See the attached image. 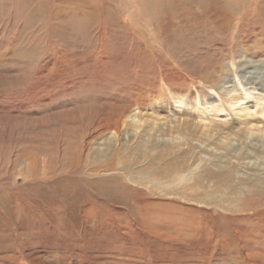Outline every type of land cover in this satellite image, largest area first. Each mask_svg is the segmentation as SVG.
Wrapping results in <instances>:
<instances>
[{
	"label": "rangeland",
	"instance_id": "1",
	"mask_svg": "<svg viewBox=\"0 0 264 264\" xmlns=\"http://www.w3.org/2000/svg\"><path fill=\"white\" fill-rule=\"evenodd\" d=\"M81 1L0 0V264H264V0L225 32L200 0Z\"/></svg>",
	"mask_w": 264,
	"mask_h": 264
},
{
	"label": "bare ground",
	"instance_id": "2",
	"mask_svg": "<svg viewBox=\"0 0 264 264\" xmlns=\"http://www.w3.org/2000/svg\"><path fill=\"white\" fill-rule=\"evenodd\" d=\"M64 1V0H63ZM140 1H142V0H140ZM149 1V0H148ZM160 1V0H159ZM259 0H200V3H199V7H198V9H195L196 10V12H197V15L199 16V15H203V17L205 16L206 17V19H207V21L208 22H211L212 24H213V26L215 27V29H217L219 32L220 31H223V32H225V31H229L230 30V27H231V24H232V20L234 19V17H235V15H237L238 13L236 12V9H237V7L239 6L240 7V9H242V12H243V14L244 13H248L247 11H248V9L250 8V7H252L255 3H257ZM122 2H123V0H122ZM64 3V2H63ZM140 3V2H139ZM145 3V2H144ZM143 3V1H142V4H144ZM226 3H228V5H231V8H232V10H229V9H227L226 8V6H227V4ZM80 7L82 8V10H84V11H86V12H88V13H90L89 15L90 16H93L94 17V20H97V19H99L100 21L101 20H105V22H107L108 24H110V21H112L111 20V14L113 13L111 10H110V8L108 7V6H104L101 2H98V4H95L94 6H89L87 3H86V0H82L81 2H80ZM158 4V3H157ZM146 5V4H145ZM252 5V6H251ZM67 6V5H66ZM159 6V5H158ZM169 6V5H168ZM255 6V8H258V9H262V8H264V6L263 5H261V4H255L254 5ZM40 7V6H39ZM108 7V8H107ZM38 8V7H37ZM155 8H157L156 6H155ZM196 8V7H195ZM50 9V8H49ZM51 9H52V7H51ZM62 9V8H61ZM158 9H160V8H158ZM54 10V9H53ZM120 10V9H119ZM146 10V9H145ZM153 10V9H152ZM155 10V9H154ZM58 11V10H57ZM139 11V10H138ZM238 11V10H237ZM43 12V11H42ZM158 12V14H159V16L162 18V16L163 15H165V14H169L170 13V11H168V10H165V9H163V10H158L157 11ZM184 12V11H183ZM191 12V11H190ZM193 12V11H192ZM35 13V12H34ZM59 13H61V12H59ZM155 13H156V11H155ZM186 13V12H185ZM184 13V14H185ZM142 14V13H141ZM150 13L148 12V14H146V16L147 15H149ZM153 14V13H152ZM151 14V15H152ZM175 14V13H174ZM242 14V13H241ZM57 15H58V13H57ZM150 15V16H151ZM60 16V15H59ZM73 16V15H72ZM122 16V15H121ZM145 15H143V17H144ZM146 16H145V18H146ZM149 16V17H150ZM154 16V15H153ZM177 16H179L178 15V13H177ZM44 17V16H43ZM114 17V16H113ZM190 17H192V16H190ZM241 17H243V16H241ZM152 19V18H151ZM173 19V18H172ZM67 20V19H66ZM174 20V19H173ZM177 20H178V18H177ZM191 24H193L195 27L196 26H198L199 25V23H197V20H194V21H192L190 18L189 19H187ZM99 21V22H100ZM154 21V20H153ZM204 21V20H203ZM207 21H206V23H207ZM42 22V21H41ZM188 22V23H189ZM53 23V22H52ZM180 24H181V22H179ZM189 23V24H190ZM121 24V23H120ZM120 24H119V26H120ZM113 25H115V24H113ZM102 26L103 25H99V31L97 32V34L99 35V36H101L102 35V31H103V28H102ZM167 26V25H166ZM169 26V25H168ZM190 26V25H189ZM202 26H203V24H202ZM241 26V23L239 24L238 23V25H237V29H239V27ZM163 27V26H162ZM170 27V26H169ZM153 28V27H152ZM166 28V27H165ZM164 28V29H165ZM112 29V28H111ZM163 29V28H162ZM172 29V28H171ZM149 30V29H148ZM159 30V29H158ZM169 30V29H168ZM175 30V29H174ZM205 30V29H204ZM245 30V28L244 27H241L240 29H239V33H237V38L239 37V35L243 32ZM105 32V31H104ZM119 32V31H118ZM162 32H163V30H162ZM165 32H167V31H165ZM46 33V32H45ZM155 33V32H154ZM168 33H169V31H168ZM160 34H161V32H160ZM105 35V34H104ZM152 35V34H151ZM155 35V34H154ZM158 35V34H157ZM48 36H46V38H47ZM108 37V36H107ZM162 37V36H161ZM46 38H44L45 40H46ZM109 38V37H108ZM108 38H106V39H108ZM239 38H241L242 40V45L244 46V49L247 47V44H246V41H245V39H247L246 38V34H243L242 35V37L240 36ZM97 39H98V37H97ZM141 39V38H140ZM161 39V38H160ZM167 39V38H166ZM99 40V39H98ZM111 40H112V38H111ZM111 40H108V41H111ZM143 41V40H142ZM167 41V40H166ZM47 42H49V41H47ZM106 42V41H105ZM169 42V41H168ZM235 42V41H234ZM239 43H240V41H238ZM170 43V42H169ZM3 44V43H2ZM23 44H24V42H23ZM36 44V43H35ZM34 44V45H35ZM43 44V43H42ZM111 44V43H110ZM109 44V45H110ZM27 45V44H26ZM26 45H24V46H26ZM37 45V44H36ZM35 45V46H36ZM98 45V44H97ZM28 46H30V45H28ZM106 46H107V44H106ZM105 46V47H106ZM5 47V46H4ZM21 47V46H20ZM30 47H32V46H30ZM99 47V46H98ZM109 47V46H108ZM107 47V48H108ZM7 48V47H6ZM27 48V47H26ZM39 48V47H38ZM257 48L258 49H262V48H264V46L262 45V44H259V45H257ZM32 49V48H31ZM31 49H29V50H31ZM36 49V48H35ZM50 49H51V47H50ZM56 49V48H55ZM101 50H102V48H100ZM110 49V48H109ZM109 49H108V51H109ZM5 50V49H4ZM17 50V49H16ZM37 50V49H36ZM35 50V51H36ZM153 51V50H152ZM155 51V50H154ZM1 52V51H0ZM26 52V51H25ZM56 52H57V50H56ZM104 53V52H103ZM3 54H4V52H3ZM50 55V54H49ZM42 56V55H41ZM52 57V56H51ZM50 57V58H51ZM37 58V57H36ZM35 58V59H36ZM38 59V58H37ZM52 59V58H51ZM103 59V58H102ZM145 59V58H144ZM39 60V59H38ZM48 60V59H47ZM147 60V59H146ZM145 60V61H146ZM164 60V59H163ZM41 61H43V60H41ZM153 61V60H152ZM155 61V60H154ZM114 62V61H113ZM140 62H141V59H140ZM150 62V61H149ZM167 62V61H166ZM147 63V62H146ZM151 63V62H150ZM153 63V62H152ZM165 63V62H164ZM148 64V63H147ZM140 65H142V64H140ZM145 65V64H144ZM144 65H142V66H144ZM149 65V64H148ZM160 66H161V64H160ZM165 66V65H164ZM145 67H146V65H145ZM162 67H163V65H162ZM171 67V66H170ZM169 67V68H170ZM142 68V67H141ZM140 68V69H141ZM144 69V68H143ZM121 70V69H120ZM168 69H166V71H167ZM163 71H164V69H163ZM172 72V71H171ZM170 72V73H171ZM173 72H175V71H173ZM166 73H168V72H166ZM107 74V73H106ZM174 74V73H173ZM176 74V73H175ZM74 75V74H73ZM99 75V74H98ZM113 75V74H112ZM167 75V74H166ZM172 78H173V76H171ZM37 78V77H36ZM107 78V77H106ZM113 78V77H112ZM111 79V78H110ZM162 79V78H161ZM114 80V79H113ZM173 80V79H172ZM112 81V80H111ZM115 81V80H114ZM107 83V82H106ZM114 83V82H113ZM117 83V82H116ZM63 86V85H62ZM61 86V87H62ZM135 87V86H134ZM33 90V89H32ZM37 90V89H36ZM137 92V91H136ZM142 92V91H141ZM33 93V92H32ZM144 93V92H143ZM141 94V93H140ZM139 94V95H140ZM183 94V93H182ZM25 95V94H24ZM52 95H53V93H52ZM145 95V94H144ZM27 96V95H26ZM25 96V97H26ZM188 96V95H187ZM140 97V96H139ZM38 98V97H37ZM47 98V97H46ZM181 99V98H180ZM35 100V99H34ZM40 100V99H39ZM168 100V99H167ZM144 101V100H143ZM40 102V101H39ZM174 102H176V104L180 107V106H182V102L183 101H181V100H178V101H174ZM141 103V102H140ZM130 104V103H129ZM207 104V103H206ZM148 105V104H147ZM189 105V104H188ZM18 106V105H17ZM220 106V105H219ZM243 106H247V109L249 108V110L250 109H254V111H258V112H260L261 114H263L264 115V102H259V101H256V100H254V99H249L247 102H246V105H243ZM24 107H25V105H24ZM34 107V106H33ZM17 108V107H16ZM4 109V108H3ZM7 109V108H6ZM8 109H10V108H8ZM135 109H137V108H135ZM240 109V108H239ZM242 109V108H241ZM244 109V108H243ZM242 109V110H243ZM246 110V109H245ZM245 110H243V111H245ZM0 111H1V109H0ZM109 111V110H108ZM143 112V111H142ZM175 112V111H174ZM136 113V112H135ZM153 113V112H152ZM184 113V112H183ZM64 114V113H63ZM62 114V115H63ZM67 114V113H66ZM151 114V113H150ZM179 114V113H178ZM248 114V113H247ZM119 115V114H118ZM120 116V115H119ZM168 116V115H167ZM15 117H16V115H15ZM21 117V116H20ZM64 118H67L66 116H63ZM121 117V116H120ZM127 117V116H126ZM144 117H146V116H144ZM163 117V116H162ZM161 117V118H162ZM174 117V116H173ZM176 117H179L178 115H176ZM125 118V117H124ZM146 118H148V117H146ZM12 119L13 118H0V133H5V132H7L8 134H11V132L14 130V128H16V125L14 124V122H12ZM46 119V118H45ZM69 119V118H68ZM99 120V118L98 117H96L95 118V120ZM136 119V118H135ZM155 119V118H154ZM167 119H168V117H167ZM176 119V118H175ZM178 119V118H177ZM200 119V118H199ZM97 120V121H98ZM121 118H118L117 120H115V121H110L108 118H105L104 120H100L99 121V123L98 124H103V125H105L106 127H110V128H116L117 130H118V127H119V125L121 126ZM138 121H139V119H137ZM150 120V119H149ZM159 120H161V119H159ZM173 120V119H172ZM187 120V119H186ZM185 120V121H186ZM23 121V120H22ZM66 121H67V119H66ZM96 121V122H97ZM136 121V120H135ZM137 121V122H138ZM163 121V120H162ZM164 121H166L165 119H164ZM140 122V121H139ZM145 122V120H143V123ZM161 122V121H160ZM171 122V121H170ZM173 122V121H172ZM193 122V121H192ZM199 122V121H198ZM17 123V122H16ZM45 123L46 124H48V123H50V120L48 119V120H46L45 121ZM164 123V122H163ZM200 123V122H199ZM226 123V122H225ZM228 123V122H227ZM21 124V123H20ZM33 124V123H32ZM97 124V125H98ZM141 124H142V122H141ZM141 124H139L140 126H141ZM146 124V123H145ZM161 124V123H160ZM186 124H187V121H186ZM202 124V123H201ZM210 124H212V123H210ZM209 124V125H210ZM22 125V124H21ZM26 125V124H25ZM157 125V124H156ZM165 125V124H164ZM193 125H194V123H193ZM19 126V125H18ZM92 126V125H91ZM139 126V127H140ZM218 126V125H217ZM223 126V125H222ZM22 127H23V125H22ZM190 127V126H189ZM205 127V126H204ZM207 127V126H206ZM209 127V126H208ZM21 128V127H20ZM26 128V127H25ZM161 128V127H160ZM121 129V128H120ZM155 129V128H154ZM172 129H174V128H172ZM220 129V128H219ZM2 130V131H1ZM142 131V130H141ZM160 131V130H159ZM20 132H23V131H20ZM113 132H115V131H113ZM138 132V131H137ZM161 132H162V130H161ZM193 132V131H192ZM207 132V131H206ZM228 132V131H227ZM17 133V132H16ZM15 133V134H16ZM50 133V132H49ZM170 133V132H169ZM185 133V132H184ZM184 133H183V135H184ZM229 133V132H228ZM18 134V133H17ZM24 134V133H23ZM155 134V133H154ZM174 134V133H173ZM187 133H185V135H186ZM52 135H53V133H52ZM115 135V134H114ZM149 135V134H148ZM214 135V134H213ZM136 136V135H135ZM46 137V136H45ZM175 137H177V136H175ZM20 138V137H19ZM112 138V137H111ZM191 138V137H190ZM193 138V137H192ZM174 139V138H173ZM178 139V138H177ZM8 140V139H7ZM164 140V139H163ZM191 140V139H190ZM154 141V140H153ZM157 141V140H156ZM120 142V141H119ZM153 144V143H152ZM190 144V143H189ZM151 146V145H150ZM157 146V145H156ZM162 146V145H161ZM159 147V146H158ZM173 148V147H172ZM85 149V148H84ZM165 150V149H164ZM172 150V149H171ZM87 151V150H86ZM154 151H156V150H154ZM158 151V150H157ZM143 152V151H142ZM133 153V152H132ZM168 153V152H167ZM81 154V153H80ZM110 154V153H109ZM173 155V154H172ZM158 156V155H157ZM169 156V155H168ZM107 157H110L109 155L107 156ZM124 157V156H123ZM103 158V157H102ZM113 158H116L115 156H113V157H110V158H108V159H106V161L104 162V163H95L94 161L93 162H91V160L88 162H85L84 161V163H82L81 162V171H82V173L86 176V175H89V176H94V175H97L99 172H101V171H106V172H110V171H115V167H114V165L112 166V163H113ZM121 158V157H120ZM154 158V157H153ZM35 159V158H34ZM83 159V158H82ZM91 159V158H90ZM86 160V159H85ZM88 160V159H87ZM97 160V159H96ZM172 161V160H171ZM126 162V161H125ZM56 165H57V163H56ZM117 166V165H116ZM175 165H174V161H172V162H169L168 164H167V167H169L170 168V170H174V167ZM75 167H77V166H75ZM48 169V168H47ZM73 169V168H72ZM80 169V168H79ZM121 169V168H120ZM10 170V169H9ZM26 170V169H25ZM151 171V170H150ZM11 172V171H10ZM75 172H77V171H72V172H70L69 171V173L68 174H70V175H74V173ZM120 172V171H119ZM149 172V171H148ZM153 172H154V170H153ZM171 172V171H170ZM181 172V171H180ZM183 172V171H182ZM65 173H67V172H65ZM82 173H81V175H82ZM184 173V172H183ZM183 173H181V174H183ZM127 174V173H126ZM149 175V174H148ZM175 175H177V174H175ZM180 175V174H179ZM184 175V174H183ZM182 175V177H184ZM55 176V175H54ZM63 176V175H62ZM78 176V175H77ZM120 176V175H119ZM142 176V175H141ZM145 176V175H144ZM166 176V175H165ZM213 176V175H212ZM231 176V175H230ZM112 177V176H111ZM125 177V176H124ZM155 177V176H154ZM181 177V176H180ZM181 177V178H182ZM52 178H54V177H52ZM76 178V177H75ZM94 178V177H93ZM92 178V179H93ZM173 178H174V176H173ZM223 178V177H222ZM229 178V177H228ZM85 179V178H84ZM144 179V178H143ZM146 179V178H145ZM150 179V178H149ZM170 179V178H169ZM59 180V179H58ZM94 180V179H93ZM147 180H148V178H147ZM179 180V179H178ZM183 180V179H182ZM151 181V180H150ZM150 181H148V182H150ZM181 181V180H180ZM234 181V180H233ZM135 182V181H134ZM147 182V183H148ZM165 182V181H164ZM138 183H140V182H138ZM223 183V182H222ZM101 184V183H100ZM149 184V183H148ZM152 184V183H151ZM161 184H162V182H161ZM165 184V183H164ZM132 185V184H131ZM139 185V184H138ZM144 185V184H143ZM166 185V184H165ZM171 185H173V184H171ZM140 186V185H139ZM155 186V185H154ZM157 190V189H156ZM150 190H148V192H149ZM155 191V190H154ZM171 191V190H170ZM192 192V191H191ZM2 194V193H1ZM187 195V194H186ZM189 195H192V193L191 194H189ZM188 196V195H187ZM160 197V196H159ZM201 197H202V195H201ZM260 197V196H259ZM146 202V201H145ZM149 202H152V203H154V202H156V201H149ZM208 202V201H207ZM147 203V202H146ZM146 203H144V204H146ZM164 203V202H163ZM160 204V203H159ZM165 204V203H164ZM228 204V203H227ZM162 205H160V207H161ZM164 207V206H163ZM151 208H153V207H151ZM165 208H167V207H164V209ZM251 208V207H250ZM89 209V208H88ZM145 209V208H144ZM257 209V208H256ZM93 210V209H92ZM161 210H162V208H161ZM168 211V210H167ZM86 212H87V210H86ZM89 212H91V211H89ZM163 212V211H162ZM165 212H166V210H165ZM159 213V212H158ZM156 214V213H155ZM160 214V213H159ZM254 214V213H253ZM252 214V215H253ZM262 214V213H261ZM252 215H250V216H252ZM113 216V215H112ZM157 216H158V214H157ZM264 216V215H263ZM114 218V217H113ZM142 218H143V215H142ZM99 219V218H98ZM154 218L153 217H150L149 215L148 216H146L145 218H144V220H143V222L142 223H144V222H147V221H149V220H153ZM207 219V218H206ZM102 220V219H101ZM237 220V219H236ZM107 222V221H106ZM133 223V222H132ZM103 224V223H102ZM106 224V223H105ZM96 225V224H95ZM129 224H127V226H128ZM148 225V224H147ZM153 225V224H152ZM115 226V225H114ZM126 226V227H127ZM133 228L135 227V226H133V225H131ZM130 229V228H129ZM149 229V228H148ZM112 231V230H111ZM152 231V230H151ZM150 231V232H151ZM197 231V230H196ZM202 234V233H201ZM200 234V235H201ZM168 237V236H167ZM171 238V237H170ZM167 240V239H166ZM223 240V239H222ZM245 240V239H244ZM164 241V240H163ZM246 241V240H245ZM7 245V244H6ZM248 248V247H247ZM4 251V250H3ZM244 253V252H243ZM249 255V254H248ZM12 258V257H11ZM42 259V258H41ZM94 259V258H93ZM250 260V259H249ZM13 261V260H12ZM43 261V260H42ZM45 261V260H44ZM43 261V262H44ZM6 262V261H5ZM40 262V261H39ZM46 262V261H45ZM7 263V262H6ZM48 263V262H47ZM90 263V262H89Z\"/></svg>",
	"mask_w": 264,
	"mask_h": 264
}]
</instances>
